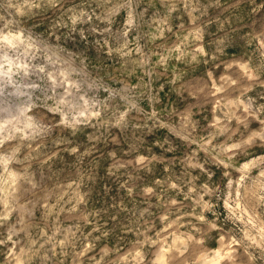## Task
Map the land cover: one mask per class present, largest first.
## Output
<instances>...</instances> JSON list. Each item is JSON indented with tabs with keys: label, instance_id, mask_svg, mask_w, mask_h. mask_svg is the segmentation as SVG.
Masks as SVG:
<instances>
[{
	"label": "rangeland",
	"instance_id": "1",
	"mask_svg": "<svg viewBox=\"0 0 264 264\" xmlns=\"http://www.w3.org/2000/svg\"><path fill=\"white\" fill-rule=\"evenodd\" d=\"M0 264H264V0H0Z\"/></svg>",
	"mask_w": 264,
	"mask_h": 264
}]
</instances>
